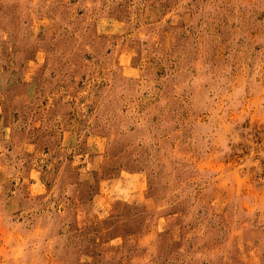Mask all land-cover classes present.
<instances>
[{
	"label": "rangeland",
	"instance_id": "obj_1",
	"mask_svg": "<svg viewBox=\"0 0 264 264\" xmlns=\"http://www.w3.org/2000/svg\"><path fill=\"white\" fill-rule=\"evenodd\" d=\"M0 264H264V0H0Z\"/></svg>",
	"mask_w": 264,
	"mask_h": 264
}]
</instances>
